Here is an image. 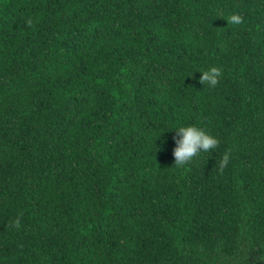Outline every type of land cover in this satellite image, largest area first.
Segmentation results:
<instances>
[{"label": "trees", "instance_id": "16d2710c", "mask_svg": "<svg viewBox=\"0 0 264 264\" xmlns=\"http://www.w3.org/2000/svg\"><path fill=\"white\" fill-rule=\"evenodd\" d=\"M0 264H264V0H0Z\"/></svg>", "mask_w": 264, "mask_h": 264}, {"label": "clouds", "instance_id": "9594fccd", "mask_svg": "<svg viewBox=\"0 0 264 264\" xmlns=\"http://www.w3.org/2000/svg\"><path fill=\"white\" fill-rule=\"evenodd\" d=\"M229 23L243 24V20L238 13L231 14L228 18ZM201 82H207L210 86H215L221 75V68L212 65L206 70L201 71ZM176 136L175 147L173 154L175 157V164L183 165L192 161L202 152H215L218 148L219 142L213 134L206 131L203 127L194 123L178 124L173 126ZM229 165V156L225 155L220 169L223 171Z\"/></svg>", "mask_w": 264, "mask_h": 264}]
</instances>
